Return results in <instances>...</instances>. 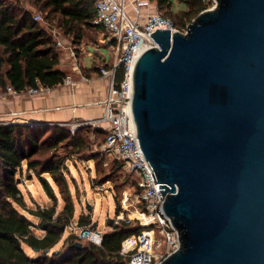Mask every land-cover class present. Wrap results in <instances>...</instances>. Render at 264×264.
Here are the masks:
<instances>
[{
  "label": "water",
  "instance_id": "1",
  "mask_svg": "<svg viewBox=\"0 0 264 264\" xmlns=\"http://www.w3.org/2000/svg\"><path fill=\"white\" fill-rule=\"evenodd\" d=\"M212 1L132 66L136 137L179 241L159 264H264V0Z\"/></svg>",
  "mask_w": 264,
  "mask_h": 264
},
{
  "label": "trees",
  "instance_id": "2",
  "mask_svg": "<svg viewBox=\"0 0 264 264\" xmlns=\"http://www.w3.org/2000/svg\"><path fill=\"white\" fill-rule=\"evenodd\" d=\"M149 2L154 10L165 11L169 16L161 14L183 31L188 22L210 8L212 0H176L183 6L177 12L172 10L173 0ZM33 11L41 15L43 22L33 20ZM94 16L92 0H0V91L7 86L22 92L62 84L65 74L58 69L60 51L51 30L58 31L73 46L94 43L98 33L92 25ZM91 132L99 136L104 133L85 126L71 133L67 128L51 125L0 124V264H128L119 254L120 243L137 232L139 226L121 222L110 227L103 233L100 246L79 240L81 246L76 248V236H63L73 214L65 177L66 161L71 158L69 153H74L71 150L86 146L85 137ZM60 148L70 150L60 155ZM96 156L92 154L89 160ZM116 162L113 171L120 169ZM23 169L26 179L38 178L54 202L56 197L47 179L57 186L66 202L60 212L56 213L52 206L37 207L29 212L34 222L18 210L24 205L19 189ZM77 223L92 225L90 218L83 216L78 217ZM46 250L49 253L44 254ZM55 250L57 254H51Z\"/></svg>",
  "mask_w": 264,
  "mask_h": 264
},
{
  "label": "built area",
  "instance_id": "3",
  "mask_svg": "<svg viewBox=\"0 0 264 264\" xmlns=\"http://www.w3.org/2000/svg\"><path fill=\"white\" fill-rule=\"evenodd\" d=\"M95 16L92 25L100 26L109 40L114 42L111 53V66L99 68V75L107 82V98L104 100L103 117L85 123L73 124V127L84 124L100 128L98 122L105 124L104 139L100 151L120 162L122 168L135 180L132 193L122 195V214L131 209L136 217H128L124 222L134 221L140 229L126 236L120 243L119 254L126 258L128 264H159L174 252L179 245L178 236L162 204L164 196L159 190L161 184L154 182L149 164L146 162L136 137L131 114L132 81L131 71L135 58L141 51L156 46L151 33L156 29H166L170 33L179 31L173 22L160 12L152 11L149 0H92ZM33 20L43 22L39 14H33ZM57 47H64L59 33L51 30ZM65 82L70 84L69 77ZM48 88L34 87L22 91L27 95H37ZM5 93L15 95L17 92L7 86ZM0 124H13V121L2 120ZM99 126V127H98ZM71 128V132H72ZM72 235L78 241H88L97 246L102 242L103 233L91 225L71 228Z\"/></svg>",
  "mask_w": 264,
  "mask_h": 264
},
{
  "label": "rangeland",
  "instance_id": "4",
  "mask_svg": "<svg viewBox=\"0 0 264 264\" xmlns=\"http://www.w3.org/2000/svg\"><path fill=\"white\" fill-rule=\"evenodd\" d=\"M214 5V2L212 1L210 8ZM27 6H29V4H26V7ZM181 7H183L181 4L176 2V0H173V12L181 10ZM160 11L161 13L168 15L165 11ZM33 14H38V12L33 11ZM170 17L173 18L172 16ZM59 37L63 44L71 45V42L63 38L62 35L59 34ZM106 57L108 60L109 57L107 54ZM82 126L87 127V125H81V127ZM89 128L94 130L92 127ZM103 132L105 133L104 130ZM104 133L100 136L94 134L93 132L89 133L88 137L83 135L87 138V143L85 144L86 146L80 148L79 150L73 149L70 152L74 153H69L68 155L71 156V158L66 161L67 168L65 177L70 201L73 207V214L67 228L64 229V237L72 234L70 229L72 226H79L77 220L80 216L89 217L91 224H95V228L102 233L108 231L110 227L124 222V220L128 217H134V213H131V209H128L127 212L122 214L123 220L117 219V216L122 211V195L124 192L127 194L133 192L134 180L132 176L127 174L118 161L116 163L120 164V169L113 171L112 168L116 160L104 155L100 151V145L105 136ZM68 150H70V148H66L65 150L60 148L58 150V154H66V151ZM92 154H97V156L94 159L89 160ZM22 174L23 175L19 180V189L22 193L24 205L22 208H18V210L25 214L27 218L36 222L34 217L31 216L29 212L36 210L37 207L48 208L52 206L55 208L56 213L60 212L64 208L66 202L62 200L57 186L54 185L50 179H47V175H44L43 177L48 180L46 181L56 197V202L49 197L45 187L41 184L37 177L33 176L31 179H26L24 169ZM16 177H18V174ZM108 221L111 223L108 224ZM130 224L135 226L134 221H131ZM35 233L39 235L38 230H35ZM25 250L28 254H31V251L27 249Z\"/></svg>",
  "mask_w": 264,
  "mask_h": 264
},
{
  "label": "crops",
  "instance_id": "5",
  "mask_svg": "<svg viewBox=\"0 0 264 264\" xmlns=\"http://www.w3.org/2000/svg\"><path fill=\"white\" fill-rule=\"evenodd\" d=\"M96 27L98 33L94 43L67 44L62 48L55 45L60 51L58 69L64 72L65 78L69 77L70 84L64 78L62 84L37 95L23 92L8 95L0 91L1 119L13 121V124L64 127L70 132L72 128L71 133L81 127H73V124L101 119L107 98V82L100 77L99 68L112 65L114 42L100 26ZM98 125L100 128L87 127L98 130L106 127L101 122Z\"/></svg>",
  "mask_w": 264,
  "mask_h": 264
},
{
  "label": "bare ground",
  "instance_id": "6",
  "mask_svg": "<svg viewBox=\"0 0 264 264\" xmlns=\"http://www.w3.org/2000/svg\"><path fill=\"white\" fill-rule=\"evenodd\" d=\"M137 216V214L136 213H134V217H136Z\"/></svg>",
  "mask_w": 264,
  "mask_h": 264
}]
</instances>
